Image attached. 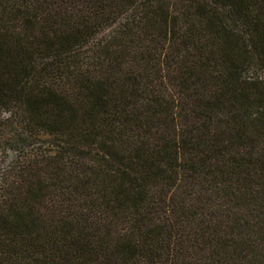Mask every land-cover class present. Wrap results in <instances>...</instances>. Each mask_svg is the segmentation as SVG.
I'll return each mask as SVG.
<instances>
[{
    "label": "trees",
    "instance_id": "1",
    "mask_svg": "<svg viewBox=\"0 0 264 264\" xmlns=\"http://www.w3.org/2000/svg\"><path fill=\"white\" fill-rule=\"evenodd\" d=\"M0 264H264V0H0Z\"/></svg>",
    "mask_w": 264,
    "mask_h": 264
}]
</instances>
